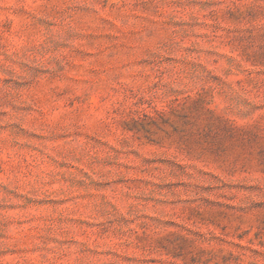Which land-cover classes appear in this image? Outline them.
Instances as JSON below:
<instances>
[{"label": "rangeland", "instance_id": "1", "mask_svg": "<svg viewBox=\"0 0 264 264\" xmlns=\"http://www.w3.org/2000/svg\"><path fill=\"white\" fill-rule=\"evenodd\" d=\"M0 264H264V0H0Z\"/></svg>", "mask_w": 264, "mask_h": 264}]
</instances>
